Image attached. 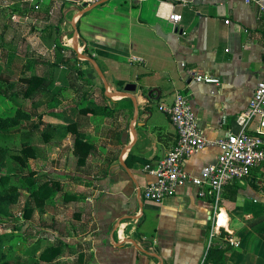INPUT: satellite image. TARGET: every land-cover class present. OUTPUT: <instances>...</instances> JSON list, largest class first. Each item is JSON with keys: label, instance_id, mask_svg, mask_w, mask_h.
Returning a JSON list of instances; mask_svg holds the SVG:
<instances>
[{"label": "crops", "instance_id": "obj_1", "mask_svg": "<svg viewBox=\"0 0 264 264\" xmlns=\"http://www.w3.org/2000/svg\"><path fill=\"white\" fill-rule=\"evenodd\" d=\"M90 1L0 0V66L14 75L46 67L49 77L53 61H29L36 51L54 55L42 41L51 28L64 56L74 51L80 60L49 96L42 131L51 135L42 136L43 167L34 169L58 193L34 210L11 264H205L216 247L226 249L224 263L207 264H264V165L225 188L219 203L189 182L160 203L143 195L155 180L146 165L155 167L177 144V129L160 110L177 94L189 98L209 140L239 133L238 118L264 79V14L244 0H109L81 15ZM193 73L219 84L197 83ZM77 137L92 146L83 164L74 155ZM219 154L217 147L194 153L184 172L201 176ZM49 248L57 249L42 260Z\"/></svg>", "mask_w": 264, "mask_h": 264}, {"label": "built area", "instance_id": "obj_2", "mask_svg": "<svg viewBox=\"0 0 264 264\" xmlns=\"http://www.w3.org/2000/svg\"><path fill=\"white\" fill-rule=\"evenodd\" d=\"M244 1L247 5L257 6L264 14V0ZM90 2L94 4L95 0ZM169 18L176 23L181 21L179 15ZM192 78L197 83L219 84L217 78L205 74L193 73ZM160 110L176 127L178 141L155 167L146 165L145 170L155 180L146 187L145 200L160 203L174 196L178 186L189 182L199 188L202 197L211 190L219 203L225 188L249 178L254 169L264 165V79L258 81L248 109L238 118L239 133H230L225 138L209 140L203 134L189 98L181 93L171 106H161ZM208 147L219 148L217 163L208 166L199 177L188 176L183 169L185 159Z\"/></svg>", "mask_w": 264, "mask_h": 264}, {"label": "rangeland", "instance_id": "obj_3", "mask_svg": "<svg viewBox=\"0 0 264 264\" xmlns=\"http://www.w3.org/2000/svg\"><path fill=\"white\" fill-rule=\"evenodd\" d=\"M27 23H29L28 19L21 20L19 25L20 31H25ZM33 21H31V24ZM39 26V25H35ZM43 25L40 24L39 27ZM49 52L37 53L35 59L30 60V63L33 65H41L46 62L55 61V56ZM70 56H73L70 54ZM18 59L21 62H24L26 59V47L24 44H20L19 56ZM15 77L12 81L13 83L0 82V116L8 117L14 116L17 111L20 112V115L23 113L25 116L18 119V123L16 125H7L3 128H0V174L12 173V170H21L23 171L24 176L27 177L30 172H38L39 167H43V149L40 145L43 143L42 138V130L45 122H48V114L46 110L49 105V96L52 92L41 93L30 98H24L20 95H15L16 91H23L24 84L23 82L18 81L17 79L22 78V76L30 75L31 71L26 68L15 70ZM38 75L47 76V68H41L39 71H34ZM21 112H23L21 114ZM33 146L36 149L37 157H42L40 161H34L29 159L26 167H21L19 162L12 159V156H19L21 154V150L26 145ZM3 149V150H1ZM58 150L51 149V154L55 157L58 156ZM47 155L49 154L48 150H45ZM51 165L44 164V168L51 169ZM14 184L20 186L17 182H13ZM20 198L15 201L12 200L14 197L12 195H7L0 198V234L3 233H12V235L0 239V252L4 256L1 258V262H10V258L13 253V248L15 247L17 241H20L21 245H16L18 248H25L26 239L28 238V220L24 217V210L28 204L32 205L36 210L33 199L30 198L29 193L26 190H20ZM29 205V206H30ZM35 213V220L39 222L40 214ZM16 231L20 234L17 235ZM19 237V239H18ZM24 242V243H23Z\"/></svg>", "mask_w": 264, "mask_h": 264}, {"label": "trees", "instance_id": "obj_4", "mask_svg": "<svg viewBox=\"0 0 264 264\" xmlns=\"http://www.w3.org/2000/svg\"><path fill=\"white\" fill-rule=\"evenodd\" d=\"M43 43L49 48L54 51L55 61L51 66L50 71V78L47 76L38 75L36 72L31 73L30 75L22 76V78L17 79L18 81L25 83L23 91H16L14 94L20 95L24 98H30L37 94L52 92L55 95L59 93L63 87L66 85V77L67 74L70 72L69 67L72 62H79V58L77 53L72 51L73 57L66 58L64 56V45L59 40V30L57 28H51L45 37L42 38ZM12 70L7 69L3 66H0V82L6 83H13L12 81L15 77ZM60 82L61 84L58 86L57 83ZM103 91L107 92L106 88L103 87ZM23 112H21L22 114ZM25 116L23 113L20 115V112L17 111L14 116L2 117L0 116V128H3L7 125H16L18 123V119ZM70 130L73 129V124L69 125ZM48 127V126H47ZM51 132L46 129L42 132V136L49 138ZM3 150V149H1ZM92 146L82 140L81 138H75L74 143V155L78 157V164H83L85 160L88 158L89 154L91 153ZM37 158L36 149L29 144L24 146L21 150V154L19 156H12L13 160L19 162L21 167H26L29 159ZM19 183L22 185L20 186L14 184L13 182ZM26 190L29 193V196L32 201L35 203V207L42 210L43 205L52 197L57 195L59 187L54 182H44L43 179L37 177L36 172H30V174L24 176L22 169L21 170H12V173H5L0 174V198L12 195L13 201L20 198V190ZM28 204L24 210V217L29 220L32 217L34 212V207ZM12 235V233H3L0 234V239L6 238ZM224 235V234H223ZM56 250L57 248H49L46 252L41 254V259L44 260L48 258L47 254L51 253L52 251ZM225 252L226 249L222 248H212L208 252L207 259L205 264L208 263L209 260H215L220 263H224L225 260ZM1 258H4L2 253L0 252V264H11L10 262H1Z\"/></svg>", "mask_w": 264, "mask_h": 264}, {"label": "water", "instance_id": "obj_5", "mask_svg": "<svg viewBox=\"0 0 264 264\" xmlns=\"http://www.w3.org/2000/svg\"><path fill=\"white\" fill-rule=\"evenodd\" d=\"M108 1L109 0H100V1L95 2L94 4H92L90 6H88V4H84V7L85 8L81 11V15L84 14V13H86V12H88V11H90V10H92L93 8H95V7H97V6L101 5V4H104V3L108 2ZM101 77H102V79L104 81H106L103 74H101ZM105 85H106V88L109 90V86L107 84H105ZM129 86H133L134 87L133 90L130 89V88H128ZM135 89H136V87L134 85H130V84L126 87V90L127 91H131V92L132 91L134 92Z\"/></svg>", "mask_w": 264, "mask_h": 264}, {"label": "bare ground", "instance_id": "obj_6", "mask_svg": "<svg viewBox=\"0 0 264 264\" xmlns=\"http://www.w3.org/2000/svg\"><path fill=\"white\" fill-rule=\"evenodd\" d=\"M223 220V217L221 218V221ZM225 221V220H224ZM223 224V223H222Z\"/></svg>", "mask_w": 264, "mask_h": 264}]
</instances>
